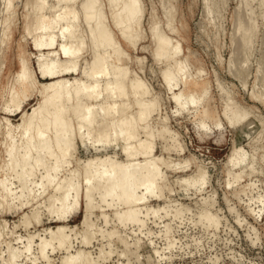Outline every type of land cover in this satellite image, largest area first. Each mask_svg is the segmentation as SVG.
Wrapping results in <instances>:
<instances>
[{"label":"rangeland","instance_id":"1","mask_svg":"<svg viewBox=\"0 0 264 264\" xmlns=\"http://www.w3.org/2000/svg\"><path fill=\"white\" fill-rule=\"evenodd\" d=\"M85 1L88 0H76L75 14H72L77 16H74L76 21L79 20L78 24L74 22L78 25L77 32L85 37V61L88 63L96 53L88 38L90 26L85 23L80 6ZM137 2L142 18L136 29L135 43L131 45L124 41L115 26L113 10H117L116 7L109 0H98L105 14V23L123 50V63L129 75L133 81L136 78V83L144 82L149 98L157 100L150 121L152 130L168 131V135H173L172 143L182 149L179 154L173 149L163 152L164 140L158 138L156 141L155 150L167 163L164 166V185L159 191L161 200L149 201L146 206L151 209L162 206L160 215L163 217H145L146 224L142 230L133 225L121 228L112 218L111 207L105 213V223L96 195L97 208L90 214V243L84 245L81 242L84 210L80 196L78 208L63 222L68 228L65 233L71 238V249L68 252L64 249L48 250L49 264H64L63 258L67 254H75L79 250L88 252L91 264H264V0ZM64 8H67L66 3L58 0H0V121L5 122L3 118H7L9 132H15L21 109H30L39 99L35 92L25 100L20 110H15L10 102L7 103L8 110H3V102L6 103L9 92L15 88L14 75L17 74L20 50L21 58L34 74L32 77L34 82L37 81V88L52 78L77 79L86 67L83 63L81 67L50 76L47 66L37 60L40 55L58 50L61 43H67V40H61L59 33L62 23H55ZM41 27L47 30L37 33ZM56 30H59V35ZM155 30L179 45L181 53L177 59L182 61L184 72L191 76L192 83L188 86L179 83L180 77L169 63L155 60ZM44 32L45 35L52 33L55 38L51 50L35 45L39 40L37 37H43ZM82 78L81 75L79 79ZM226 102L230 104L231 111L244 113L251 125L256 123L251 134L231 126L224 113ZM101 121L98 118L96 124ZM82 132L86 134V128ZM1 138L0 134V141ZM236 145L245 156L242 164L245 171L242 178L234 183V173L239 168L229 163V157ZM76 149L73 157L68 159L69 164L61 169L64 171L59 170L60 173L58 171L54 175L56 181L67 176L72 169L77 170V180H83L84 165L97 152L89 146L81 148L77 145ZM116 157L121 160V156ZM249 166L254 172L249 173ZM200 171L205 176L204 186L197 181ZM38 172L28 185V190L31 188L30 191L38 195L26 209L21 207L18 198L17 178L14 175L7 178L6 168L0 169V183L7 180L13 192L8 200L10 206L8 204L7 209L5 207L0 212V226L5 225V232L0 235L1 264L7 258L8 244L21 251L30 235L32 247L27 256L24 253L16 264H33L36 259L34 264H42L39 238L48 237L49 230L63 224L50 215L44 205L29 207L38 200L42 201L39 192L43 191L45 180L43 178L40 182V176H44V170L40 168ZM46 186L43 200L51 192V187L49 190ZM243 186H248L247 190L236 194ZM28 190L25 191L29 195L23 194L25 197L33 195ZM36 206L39 207L38 218L31 211ZM177 210L182 212L179 217H175ZM204 212L218 219L216 227L200 223ZM23 215L29 217L28 224L23 223ZM166 224H169V239L173 241L171 247H168L164 236ZM114 231L118 233L117 239L109 238L108 233ZM118 236L127 240L128 247L119 242Z\"/></svg>","mask_w":264,"mask_h":264},{"label":"bare ground","instance_id":"2","mask_svg":"<svg viewBox=\"0 0 264 264\" xmlns=\"http://www.w3.org/2000/svg\"><path fill=\"white\" fill-rule=\"evenodd\" d=\"M60 1L58 0L59 3H66L67 8H64L65 10L60 13L55 23H62L59 33L63 39L61 37L60 39L67 40V43H61L58 50L56 49L50 54L39 56L42 54L39 53L37 60L47 66L50 76H54L62 70L69 71L72 68L81 67L85 63L86 67L83 68L84 70L82 69L81 73L84 80H82L83 78L79 79L81 75L77 79L74 77L72 79L52 78L44 84L41 83L42 85L37 88V81L35 79L36 82H34V77H32L34 74L31 73L29 64L21 58L20 50L17 58V74L14 75L15 88L9 92L6 103L3 102V110H8V102L12 107H15V110H20L25 100L33 96L35 92L39 99L30 109H21L18 123H16V127L14 126L15 132H9L7 129L9 127H7L9 121L5 120L7 118H3L5 122L0 121V134L2 135L0 159H2L1 162L3 161L0 164V169L6 168L7 178L13 175L17 178L20 188L18 198L20 197L23 208L34 201L38 195H34L35 193L30 191L31 188L28 190V185L30 181L32 182L31 178L38 175V170L42 168L44 176H40V179L42 178L40 182L43 178L45 182L44 185L42 184L43 191H40L41 188L40 192L37 191V193H41L39 196L42 201L38 200V203L29 207L34 208L36 204L44 205L46 211L62 223L78 208L81 196L84 210L82 218L84 231L81 234V242L88 245L90 243V214L97 208L96 195H98L101 204L99 208L105 223L107 222L105 213L108 211L107 208L111 209V207L112 218L121 228L133 225L138 230H142L146 224L145 217L152 216L155 219L163 217L160 215L163 211L162 206L152 209L146 206L149 201L162 198V193L159 191L164 185V166L167 163L162 155L155 150L156 141L158 138L164 140L163 152H170L173 149L179 154L182 149H180V145L172 143L174 138L173 135H168V131L155 132L154 129L152 130L150 121L156 110L157 100L149 98L148 88L144 86V82V85L136 83V78L133 81L129 75L128 69L123 63V50L110 33L105 23L104 11L98 0H88L80 4L82 12H84L85 23L90 26L88 38L93 51L95 50L94 53H96L88 63L85 61V37L77 32L76 26L78 25L75 23L78 24L79 20L76 21L75 17L77 16H73L76 0ZM109 3L117 9L113 10L116 28L124 41L132 45L135 43L136 29L142 18L137 0H109ZM42 30L47 29L41 27L37 33H41ZM52 30L48 31L52 32ZM51 34L45 35L44 32L45 36L37 37L39 40L35 45L38 48L51 50L55 45V38ZM153 40L155 42V60L169 63V67L180 77L179 83L182 86L191 84V76L184 72L182 61L177 59L181 53L179 45L171 42L168 36L164 37L156 30L153 33ZM113 101H118V103ZM231 110L230 104L226 102L224 113L231 126L251 134L255 130L256 123L251 125L244 113H235ZM98 118L100 121L102 120L98 123L99 125L96 124ZM14 127H11L13 131ZM84 128H86V134L83 133L85 131L82 132ZM77 145H80L81 148L89 146L97 152L84 165L83 180L79 182L77 170L72 169L67 176L63 175L64 178L56 181L54 175L59 170L62 171L65 164H69L70 160L68 161V159L73 157L72 154L77 150ZM240 150L236 145L229 157V163L233 167L239 168L234 173V183L242 178L245 171L244 165L242 166L245 156ZM117 155L121 156V160L116 159ZM248 171L249 173L254 172L253 167L249 166ZM200 172V178L197 181L198 184L204 186L205 176L202 171ZM37 184L41 187V184L38 182ZM46 185L49 190L51 187V192L43 200L42 195L48 190ZM44 187L47 189L45 190ZM247 188L248 186L241 187L236 191V194L247 190ZM26 189L33 195L25 197L23 194L26 193ZM12 193L7 180L0 183L1 213L5 207L7 209ZM23 196L26 198L25 200ZM143 206L146 208L144 209ZM38 208L36 206L31 210L33 211L32 215L36 218L39 216ZM181 213V210H177L175 217H179ZM143 214L144 216H142ZM166 215L168 214L166 213ZM29 222V217L23 215V223L28 224ZM200 223L206 227H216L218 219L209 212H204L200 216ZM4 228L5 225L4 227L0 226V235L5 232ZM165 228L164 236L167 237L168 247H171L173 241L169 239V224H166ZM67 229L63 223L57 228L49 230L48 237L39 238L38 251L40 259L43 260L42 264H49L48 250L51 249L55 252L57 249H64V251L71 249L70 235L65 233ZM117 234L116 231L108 233L109 238H116ZM32 240V235H30L21 251L16 248L17 246L14 248L8 244L7 258L3 264H16L24 253L27 256L30 247H32ZM118 240L128 247L126 239L118 236ZM32 262L36 263L37 259ZM63 262L64 264H91L88 252L80 250L75 254H67L63 258Z\"/></svg>","mask_w":264,"mask_h":264}]
</instances>
